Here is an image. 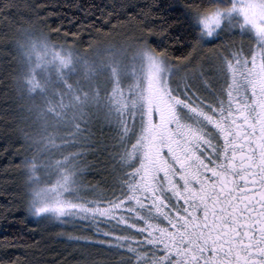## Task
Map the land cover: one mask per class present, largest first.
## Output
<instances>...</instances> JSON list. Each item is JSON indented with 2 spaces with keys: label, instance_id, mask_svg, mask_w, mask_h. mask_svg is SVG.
<instances>
[{
  "label": "snow or ice",
  "instance_id": "1",
  "mask_svg": "<svg viewBox=\"0 0 264 264\" xmlns=\"http://www.w3.org/2000/svg\"><path fill=\"white\" fill-rule=\"evenodd\" d=\"M179 15L197 38L189 57L173 61L144 37L111 47L98 69L107 74L103 95L65 83L69 48L31 45L28 91H47L37 74L50 83L49 69H57L56 82L75 103L54 114L72 109L69 143L80 150L57 162L54 183L42 180L35 157L23 158L27 210L97 223L108 237L100 243L126 253L118 264H264V0H191ZM216 39L226 42L210 50L206 68L199 52ZM96 120L114 133L109 155L119 189L107 199L90 198L100 193L82 179L79 159L96 143L82 125ZM104 220L133 234L104 233Z\"/></svg>",
  "mask_w": 264,
  "mask_h": 264
},
{
  "label": "trees",
  "instance_id": "2",
  "mask_svg": "<svg viewBox=\"0 0 264 264\" xmlns=\"http://www.w3.org/2000/svg\"><path fill=\"white\" fill-rule=\"evenodd\" d=\"M189 2L191 0H0V264H16L18 253L13 248L28 254L42 228V219L35 220L27 210L29 185L23 158H39V154L35 147H22V139L31 136L28 130L20 128V118L24 114L20 105L23 101L22 107L25 106L23 93L26 91L20 87L17 38L24 32L41 34L76 53L90 55L114 41L140 42L144 37L157 50L166 49L171 60L182 62L192 53L197 39L184 32L181 26L179 11ZM225 42V39H216L202 46L199 55L206 68L210 50ZM82 127L91 128L96 141L88 149V155L79 157L81 166L87 167L82 179L100 193H89L90 198H110L112 192L119 189L117 172L112 168L114 161L109 155L114 151L110 146L113 129L102 120ZM70 129L61 136L64 137L61 139L62 153L66 157L80 150L79 144L69 143L74 131L73 127ZM40 175H45L42 169ZM56 227L64 232V237L51 243L46 257L22 260L19 264H82L84 249L89 251L99 246L68 237L71 233L74 236L88 233L89 230L83 231L82 224ZM51 230L47 228V232ZM58 234L56 230L55 235ZM81 244L85 247L79 251L63 248V245Z\"/></svg>",
  "mask_w": 264,
  "mask_h": 264
},
{
  "label": "rangeland",
  "instance_id": "3",
  "mask_svg": "<svg viewBox=\"0 0 264 264\" xmlns=\"http://www.w3.org/2000/svg\"><path fill=\"white\" fill-rule=\"evenodd\" d=\"M44 42L53 45H62L51 42L45 35L36 33L29 34L27 32H24L21 37L19 36L16 41L19 50V57L17 60L18 74L19 77L22 78V80H20L22 86L20 85V87L21 89L22 87L25 88L26 91V93L23 91L24 97H26L24 100L25 106L22 107L23 101L20 105V111H23L25 114L20 118V128H22V130H28L31 136L22 139V147H35V152L36 154H39L40 158H35L36 162L44 165V167L38 170V174L40 175L42 169L45 174L42 176L40 175L42 180L54 183L57 179L56 164L58 161H61L66 157L65 154L62 153L63 142L61 139H64V137L61 136H64L71 130L72 121L70 117L72 115V109L68 108L67 115L62 118L55 115L54 111L59 113L61 104L67 106L69 103H75L70 99L65 83L71 85L73 90L82 89L91 95L93 91L98 89L100 94L103 95L107 91V74L100 72L98 69L101 63L106 62L109 57L107 50L111 47L118 49L121 47L135 46L138 42L118 43L119 41H114L113 43H109L107 46L102 47L101 51L98 53L91 52L90 55L76 53L69 48L72 52V66L63 70L65 83L56 82L58 80L57 69L53 67L49 69L51 74L50 83L43 73L37 74V78L40 80L41 84L46 86L47 91L36 90L34 94H30L28 91V85L25 83V78L29 73V64L26 53L30 50L33 43ZM201 62L204 63L205 61L202 60ZM93 72H95V74H93ZM22 81L24 83H22ZM86 111L94 113L96 108L94 105H89L87 106ZM32 217L35 220L40 219L38 217ZM98 223L99 229L104 233L116 231L118 235H132V231L126 229L122 225L116 226L115 222L110 224L108 221L104 220ZM78 224H82L84 227L83 231L89 230V232H84L85 234H82L81 236H74V234L71 233L68 234V237H76L84 242H92L99 245L96 246V249H90L89 251L85 248L84 250L86 252L84 259L88 258L99 262V264H118L122 253L117 254L116 249L106 247L100 243V241H104L108 239V237L98 233L97 223L90 221L83 222L80 219H69L64 221L42 219V228L40 229L38 240L35 244L29 247L28 254L23 253L24 251L21 249L13 248L15 252L18 253L16 264H19L22 260L26 259L45 258L46 252L49 250L51 243H53L56 238L61 239L64 237L62 235L64 232L57 229L56 225H61V227H64L65 225L72 227L77 226ZM47 228L52 229L51 233L47 232ZM55 229L58 230V235H55ZM83 247L85 246H82V244L73 247L63 245L64 250L70 248L71 251H73V249L79 251L82 250Z\"/></svg>",
  "mask_w": 264,
  "mask_h": 264
}]
</instances>
